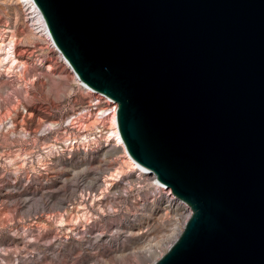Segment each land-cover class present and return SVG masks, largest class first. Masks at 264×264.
Returning <instances> with one entry per match:
<instances>
[{
	"label": "water",
	"instance_id": "obj_1",
	"mask_svg": "<svg viewBox=\"0 0 264 264\" xmlns=\"http://www.w3.org/2000/svg\"><path fill=\"white\" fill-rule=\"evenodd\" d=\"M130 157L190 208L151 264H264V0H33Z\"/></svg>",
	"mask_w": 264,
	"mask_h": 264
},
{
	"label": "rangeland",
	"instance_id": "obj_2",
	"mask_svg": "<svg viewBox=\"0 0 264 264\" xmlns=\"http://www.w3.org/2000/svg\"><path fill=\"white\" fill-rule=\"evenodd\" d=\"M23 5L0 0L1 46L10 39L21 61L0 49V264H151L140 256L178 217L171 190L103 155L106 103L76 83Z\"/></svg>",
	"mask_w": 264,
	"mask_h": 264
},
{
	"label": "bare ground",
	"instance_id": "obj_3",
	"mask_svg": "<svg viewBox=\"0 0 264 264\" xmlns=\"http://www.w3.org/2000/svg\"><path fill=\"white\" fill-rule=\"evenodd\" d=\"M20 1L26 6L32 27L36 26L35 28L34 27L32 28L33 31L35 33H39L40 35H42L44 38H46L49 41V45L53 49V52L57 54V59L59 61H61L62 64L68 68V70L71 72L73 78L75 79L76 83H78L81 86H83V85L86 86L85 84H83L81 82V80L78 79L75 72L73 71V69L69 65L68 61L65 59V57L62 55V53L59 51V49L54 44V42H53V40H52V38H51L47 28H46L44 19L41 15L39 9L37 8L35 3L33 2V0H20ZM1 45H2V43H0V49L2 48ZM2 49H3V50H1L3 53V56L1 57L2 59H5V61L10 65H14V66L20 65L19 63H21V61L18 60L17 57L15 56L13 43L10 39L7 40L6 46L3 47ZM0 54H1V52H0ZM103 111L106 112L107 121H108L109 128H110L109 134L112 136V140H113L111 146L109 148H105L103 150V155L104 156H111V155H115V154L119 153L123 157V159L126 163V166H128L130 169L136 170V172L138 171L139 176H143V177H147V178L150 177L151 182L153 184H155L161 188H164L166 190L170 189L167 186L159 183L158 180L155 178V176L148 169L142 167L141 165H139L137 162H135L130 157V155L126 151L125 146L123 144V141L119 135L117 124H116L115 113L113 111L112 112L109 111L107 104L105 107H103ZM170 194H171V196L168 197V201L170 202V206L174 207L178 217H177V219L174 220V226L171 230V233L166 237L167 239L160 241V243L155 245V246H149L147 248V250L144 252V254L142 256H140L141 262H144V261L152 262L156 258H158L167 249L168 244H170L173 241V239L178 235V233L181 231V229L183 228V225L185 223V220L189 216V211H188L189 209L187 208V204H185V202H182V200H179V198L173 197L174 194L172 192ZM172 194H173V196H172Z\"/></svg>",
	"mask_w": 264,
	"mask_h": 264
},
{
	"label": "built area",
	"instance_id": "obj_4",
	"mask_svg": "<svg viewBox=\"0 0 264 264\" xmlns=\"http://www.w3.org/2000/svg\"><path fill=\"white\" fill-rule=\"evenodd\" d=\"M46 39V38H45ZM47 40V39H46ZM48 41V40H47ZM49 43V41H48ZM50 47V45H49ZM51 48V47H50ZM86 92L88 93H91L93 95L96 96V98L98 100H101L103 103H106L108 105V108H109V111H113L115 114H116V109H117V104L115 102H113L111 99H109L108 97L100 94V93H97L95 91H93L92 89H90L89 87H86V86H81Z\"/></svg>",
	"mask_w": 264,
	"mask_h": 264
}]
</instances>
